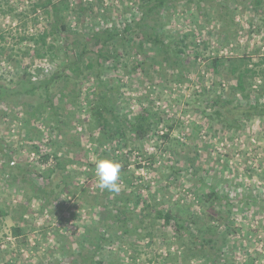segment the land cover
<instances>
[{
  "label": "rangeland",
  "instance_id": "1",
  "mask_svg": "<svg viewBox=\"0 0 264 264\" xmlns=\"http://www.w3.org/2000/svg\"><path fill=\"white\" fill-rule=\"evenodd\" d=\"M36 1L15 0L11 11L0 5V33L14 53L11 62L4 58L0 65L5 83L17 81L24 71L42 77L61 62L40 58L32 44L18 42L24 32L48 23L45 13L34 10ZM139 1L85 0V22L119 25L128 19L134 24ZM161 21L167 41L186 36L178 62L168 67L162 51L149 48L145 62L140 51L136 58L125 56L103 68V82L115 88L114 104L135 113L145 103L161 117L147 138L104 141L91 116L98 68L87 69L88 59L78 76L53 88L66 119L60 132L51 128L47 112L30 113L43 102L40 95L0 103V137L12 153L9 161L0 153V209L8 213L0 218V264H54L75 255L97 240L105 204L126 207L131 218L128 229L118 227L105 241L109 264H209L191 258L186 234L177 237L156 211L170 210L180 220L200 216L206 224L213 207L229 220L216 221L222 233L229 229L227 239L220 238L217 264H264V118H245L238 130L219 123L213 98L220 76L210 65L211 57H224L221 79L233 84V63L245 55L252 63L264 59V0L260 5L255 0H203L200 6L181 1L166 9ZM121 49L128 57L138 51L129 44ZM137 59L141 66L132 70ZM169 126L173 130L164 141L160 136ZM42 153L65 160L64 182L56 177L49 183L56 173L41 164ZM102 158L122 165L118 194L99 187L95 164ZM19 166L30 170L20 173ZM43 184L53 191L47 199L35 195ZM212 189L223 198L208 199ZM17 224L25 228V241L11 234Z\"/></svg>",
  "mask_w": 264,
  "mask_h": 264
},
{
  "label": "trees",
  "instance_id": "2",
  "mask_svg": "<svg viewBox=\"0 0 264 264\" xmlns=\"http://www.w3.org/2000/svg\"><path fill=\"white\" fill-rule=\"evenodd\" d=\"M15 0H0V5L9 6V10H13L12 2ZM183 1L186 4H198L200 6L203 0H140L136 3L138 7V15H135V23L132 24L128 19H124L121 24L93 23V20L88 19L85 22V15L88 13V7L85 5V0H37L33 8L40 9L48 17L46 27L37 29L36 31L23 33L19 36L18 42L23 44H32L34 52L37 56L44 58L49 56L50 59L61 60L58 66L53 71H49L44 76H32L26 71L12 83H5L0 77V103L7 104L10 100L21 98L23 96L40 95L44 100L38 105H33L31 114H44L47 112V118L52 122L51 128L61 131L62 126L66 125L65 113L63 109L57 105L53 95V88L59 87L63 82L68 84L75 76L80 74L81 64L85 63L87 69L98 68L97 80L98 85L95 87L94 101L91 107V116L94 123L103 135L104 141H118L123 144L127 139L142 140L147 138L151 132H155L156 124L161 121V117L156 115L150 106L142 103L140 108L134 113L126 110L127 107H120L112 102V94L115 88L108 87L104 83L105 69L104 64L120 63L122 58L127 60L140 56V51L143 52L142 60L145 62L146 52L149 48L160 50L161 61L168 67L178 62L180 58L177 52H185L186 36H183L172 41H167L164 38L163 24L161 16L166 9L174 7L178 2ZM256 4L260 5L263 0H255ZM73 3V7L71 4ZM78 3V7L77 4ZM76 5V6H75ZM74 22V23H73ZM52 36V39H49ZM10 40L4 33H0V65L5 61L11 62L9 59L14 58L12 46H9ZM12 44V43H11ZM136 48L138 51L135 54L125 55L121 53V46ZM137 44V45H136ZM171 44V45H170ZM128 49V47H127ZM42 51V52H41ZM27 50L24 52L26 53ZM7 56V57H6ZM198 57V52L196 51ZM6 59L3 61V59ZM251 58L246 55L241 57L238 62L233 63L230 70L231 76L235 82L230 83L229 79L226 83L230 90V96L225 94L226 84H223L221 74L224 71L225 60L221 56L211 57V70L220 76L218 79V91L213 98L214 106L216 107L215 115L219 123L225 124L227 127L238 130L242 127L243 119H251L254 117L264 118V59L259 62L252 63ZM138 61L131 67L132 70H137L141 66ZM127 65V63H126ZM260 81V82H259ZM61 89H59L60 91ZM60 94V93H59ZM64 95L60 94L59 100H63ZM160 137L164 141L170 138L173 126ZM156 134H158L156 132ZM0 153L9 161L12 158V153L9 151L8 143L0 137ZM41 164L47 169V172L53 173L55 177H59L64 182L67 171L65 160L61 157L42 153ZM32 165H29L31 167ZM29 167L19 166L20 173L29 171ZM49 178V179H50ZM61 180V181H62ZM50 185L40 186L35 195L38 198H49L51 191ZM214 196V200L222 199V195L216 190L207 195L210 199ZM213 200V199H212ZM211 200V201H212ZM229 203V201L226 200ZM231 202V201H230ZM213 213L208 216L206 224L201 222L200 216H195L190 219L180 220V216L172 211L166 212L156 211L163 219L164 224L171 227L177 237L181 238L186 234L188 242L187 248L191 258H204L209 261V264H217V257L220 255L221 247L219 241L221 238L225 241L229 235L227 229L225 233L219 230L221 224L216 221H229L226 216L217 215L220 209L213 207ZM103 215L99 223V235L96 237L95 243H92L77 250L75 255L67 258L57 259L54 264H109L108 253L106 252V242L109 235L112 237L113 230L121 226L128 229V223L131 218L128 217V209L117 205L109 207L103 205ZM7 211L0 209V218L7 215ZM24 226L17 224L12 227V236H23L25 241ZM93 247L94 251H91ZM203 259V260H204Z\"/></svg>",
  "mask_w": 264,
  "mask_h": 264
},
{
  "label": "clouds",
  "instance_id": "3",
  "mask_svg": "<svg viewBox=\"0 0 264 264\" xmlns=\"http://www.w3.org/2000/svg\"><path fill=\"white\" fill-rule=\"evenodd\" d=\"M121 168L119 161L110 158L98 159L95 164V175L99 187L118 194L121 191Z\"/></svg>",
  "mask_w": 264,
  "mask_h": 264
}]
</instances>
